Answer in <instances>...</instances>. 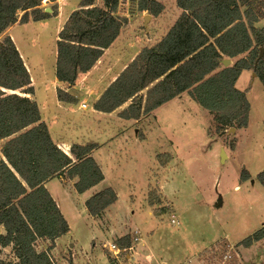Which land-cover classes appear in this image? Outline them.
Wrapping results in <instances>:
<instances>
[{
  "label": "rangeland",
  "instance_id": "374dc122",
  "mask_svg": "<svg viewBox=\"0 0 264 264\" xmlns=\"http://www.w3.org/2000/svg\"><path fill=\"white\" fill-rule=\"evenodd\" d=\"M81 1L43 0L41 9L55 8V16L15 25L9 32L30 74L34 96L29 98L37 103L52 140L66 154L75 144L97 145L91 156L104 176L83 195L75 192L74 180L52 178L45 186L70 228L50 254L55 264H113L112 259L114 264H264V241L248 249L238 246L264 226V187L256 179L264 171V88L259 80L250 72L241 74L237 86L248 89V125L221 138L209 114L187 95L138 122L118 117L130 100L112 114H97L92 103L179 16L174 0L161 2L157 17L144 11L143 0H120L114 14L122 23L120 36L72 87L69 93L78 103L61 105L54 82L57 35L66 28L84 31L91 17L103 20L100 0L80 11ZM256 26L264 27V20ZM238 59L230 60V66ZM243 170L250 180L241 183ZM104 189L113 190L117 202L94 220L84 204ZM123 234L131 251L115 258L110 245ZM48 247L47 242L36 244L38 252ZM0 260L15 261L9 249L1 248Z\"/></svg>",
  "mask_w": 264,
  "mask_h": 264
},
{
  "label": "trees",
  "instance_id": "16d2710c",
  "mask_svg": "<svg viewBox=\"0 0 264 264\" xmlns=\"http://www.w3.org/2000/svg\"><path fill=\"white\" fill-rule=\"evenodd\" d=\"M42 1L0 0V142H4L0 148V228L4 231L0 248H11L15 260H0V264H55L51 251L56 241L69 233V227L44 186L47 181L76 179L73 186L78 195L104 181L91 156L97 145L75 144L66 154L52 140L37 103L29 98L34 96L30 74L14 42L5 36L15 25L40 23L55 16V8L51 14L41 9ZM163 1L143 0L142 6L148 15L157 17L163 12ZM94 2L82 0L80 11ZM174 2L180 15L173 26L155 45L133 58L92 103V110L112 114L121 108L120 99L128 98L129 103L118 117L138 122L187 94L209 114L216 137L245 129L250 106L246 91L237 90L235 85L247 71L264 88V54L259 59L264 50V27L256 26L264 20V0ZM100 3L104 22L100 33L88 35L90 31L85 28H66L57 35L55 79L61 88H56L55 94L59 104L78 103L68 91L120 36L122 23L114 17L120 0ZM235 59L238 60L232 66H222L224 60ZM256 179L264 187V171ZM249 180L243 170L239 182ZM116 202V193L104 189L92 195L84 206L90 217L99 218ZM38 241L48 242L49 247L38 252ZM262 241L264 226L238 246L248 249ZM114 246L121 254L128 250V235L116 240Z\"/></svg>",
  "mask_w": 264,
  "mask_h": 264
},
{
  "label": "crops",
  "instance_id": "0c3cea01",
  "mask_svg": "<svg viewBox=\"0 0 264 264\" xmlns=\"http://www.w3.org/2000/svg\"><path fill=\"white\" fill-rule=\"evenodd\" d=\"M174 8H175V7H174ZM175 10H176L177 12H179L176 8H175ZM46 11L49 12L48 14L51 13L50 10H46ZM179 15H180V12H179ZM178 17H179V16H178ZM178 17H177V18H178ZM176 20H177V19H176ZM173 24H174V23H173ZM172 26H173V25H172ZM172 26H171V27H172ZM13 27H14V26H13ZM13 27H12V28H13ZM171 27H169L168 30H169ZM12 28H10V30H11ZM10 30L6 33V34H8L7 36H9V32H10ZM9 37H10V36H9ZM10 38H11V37H10ZM11 39H12V38H11ZM12 41H13V39H12ZM13 42H14V41H13ZM14 44H15V43H14ZM16 48H17V47H16ZM19 54H20V53H19ZM242 73H243V72H242ZM240 77H241V76H240ZM240 77H239V79H238V81L236 82V85H235V87H236L237 89H238V86H237V85H238V82H239V80H240ZM252 78H253V77H252ZM253 79H255V78H253ZM54 82L59 86L58 88H61V85L56 81V79L54 80ZM241 86H242V85H241ZM240 89H242V87H240ZM238 90H239V89H238ZM239 91H240V90H239ZM241 91H246V92H247L248 89H243V90H241ZM68 92H71V89H70ZM71 95H73V94H71ZM186 95H187V94H183V95L179 96L178 99H182V98H183L184 96H186ZM55 96H56V94H55ZM73 96H74V95H73ZM187 96H188V95H187ZM127 99H128V98H127ZM176 99H177V98H176ZM128 100H129V99H128ZM174 100H175V99H174ZM172 101H173V100H172ZM172 101H171V102H172ZM56 102H57V101H56ZM191 102H192V101H191ZM169 103H170V102H169ZM61 105H62V104H61ZM40 116H41V115H40ZM41 120H42V122H44L43 119H42V117H41ZM44 123H45V122H44ZM45 125H46V123H45ZM46 126H47V125H46ZM47 128H48V126H47ZM256 177H257V176H256ZM50 180H51V179H50ZM50 180H49V181H50ZM62 181H66V180L59 179V182H62ZM68 181H69V180H68ZM74 181L76 182V179H74ZM70 182H73V180H71ZM75 182H74V183H75ZM47 183H48V181L44 184V186H46ZM72 184H73V183H71V185H72ZM46 190H47V189H46ZM47 191H48V190H47ZM98 192H101V191H96L95 194L98 193ZM50 194H51V193H50ZM82 195H83V194H82ZM61 196H63V195L61 194ZM51 197L53 198V200L55 199L52 195H51ZM54 201H55L56 205L58 206V208H59V210H60L62 216L64 217V219H66L64 213L62 212V209H61V206H60L59 202H57L56 200H54ZM110 208H111V207H110ZM107 210H109V208H108ZM105 212H106V211H105ZM88 216H89V215H88ZM101 217H102V216H101ZM101 217H99V218H92V217H91V218L94 219V220H96V219H100ZM171 224H172V223H171ZM175 224H177V223L175 222ZM68 227H69V226H68ZM0 230H3V229L0 228ZM106 231H107V232H105V233L108 234V230H107V229H106ZM3 232H4V231H3ZM3 232L0 233V235H3ZM69 232H70V228H69ZM113 232H114V229H113ZM68 234H69V233H68ZM68 234H67V235H68ZM67 235H66V236H67ZM124 235H125V234H123V235H119L120 237H118V239H121V238L127 236V235H125V236H124ZM109 236H110V234H109ZM63 238H64V237H63ZM61 239H62V238H61ZM118 239H117V240H118ZM38 242H39V241H38ZM38 242H37V243H38ZM41 242H45V241H41ZM47 243H48V242H47ZM55 245H56V243H55ZM54 248H55V247H54ZM6 249H9V250H10L11 256L13 257L12 252H11V248H6ZM6 249H5V250H6ZM46 249H47V248H46ZM36 250H37V249H36ZM128 250L131 251V248H129ZM44 251H45V250H44ZM51 252H52V251H51ZM129 258L131 259V257H130L129 254H128V255H127V259H129Z\"/></svg>",
  "mask_w": 264,
  "mask_h": 264
},
{
  "label": "bare ground",
  "instance_id": "6f19581e",
  "mask_svg": "<svg viewBox=\"0 0 264 264\" xmlns=\"http://www.w3.org/2000/svg\"><path fill=\"white\" fill-rule=\"evenodd\" d=\"M103 23V20L91 17L87 20L85 24V29L87 31H90V33H100L103 29Z\"/></svg>",
  "mask_w": 264,
  "mask_h": 264
},
{
  "label": "water",
  "instance_id": "95a60500",
  "mask_svg": "<svg viewBox=\"0 0 264 264\" xmlns=\"http://www.w3.org/2000/svg\"><path fill=\"white\" fill-rule=\"evenodd\" d=\"M45 12L49 13L48 11H45ZM263 54H264V50H261L260 55H259V59H261L263 57ZM222 66L224 68L229 67L230 66V61L229 60H224L222 62ZM252 77L255 78V76L253 74H252ZM127 100H128L127 98L123 97V98L120 99V102L123 104V101H127ZM234 132H235L234 130H231V134L232 135L234 134ZM225 160H226V156L224 155V152L222 151V153H221V163L223 164Z\"/></svg>",
  "mask_w": 264,
  "mask_h": 264
},
{
  "label": "built area",
  "instance_id": "2783aa9c",
  "mask_svg": "<svg viewBox=\"0 0 264 264\" xmlns=\"http://www.w3.org/2000/svg\"><path fill=\"white\" fill-rule=\"evenodd\" d=\"M74 97L76 98V96H74ZM81 109L84 110V111L88 110L87 109V106L85 104H82L81 105ZM171 222H172V224H175V221L174 220H172ZM135 234H137V233L135 232ZM110 250L113 251V252H115V254H116L115 255V258H117V256H119L120 253H121L120 250L117 249L114 245H110Z\"/></svg>",
  "mask_w": 264,
  "mask_h": 264
}]
</instances>
